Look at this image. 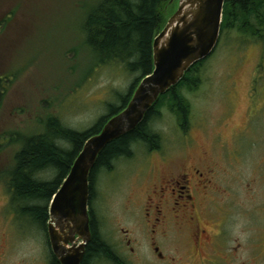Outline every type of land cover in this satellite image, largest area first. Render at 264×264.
I'll list each match as a JSON object with an SVG mask.
<instances>
[{
  "label": "rangeland",
  "instance_id": "374dc122",
  "mask_svg": "<svg viewBox=\"0 0 264 264\" xmlns=\"http://www.w3.org/2000/svg\"><path fill=\"white\" fill-rule=\"evenodd\" d=\"M98 2L0 0V27L8 19L0 28V78L11 79L0 103V138L9 141L0 153V174L13 166L21 146L11 139L41 133L50 115L85 131L108 114L110 105H119L118 95L127 93L139 77L120 64L98 66L84 44V17ZM179 4L170 1L167 21ZM238 36L221 35L201 68V85L192 93L184 91L192 106L189 126L164 109L155 127L165 149L176 144L180 156L188 153L189 144L188 157L218 164L223 241L230 251L237 249L231 260L264 264V42ZM153 159L137 149L135 159L120 160L113 172L102 171L96 179L90 210L111 246L124 249L123 230L133 237L145 234L142 204ZM42 177L50 180L52 173ZM4 182L0 180V264H50L48 231L15 213ZM202 218L207 220V212ZM193 249L177 235L167 251L187 259ZM143 255L149 260L147 248Z\"/></svg>",
  "mask_w": 264,
  "mask_h": 264
},
{
  "label": "trees",
  "instance_id": "16d2710c",
  "mask_svg": "<svg viewBox=\"0 0 264 264\" xmlns=\"http://www.w3.org/2000/svg\"><path fill=\"white\" fill-rule=\"evenodd\" d=\"M170 1L99 0L86 14L81 35L84 44L95 55L98 66L120 64L127 73L138 74L139 77L127 93L118 95L119 105H110L108 114L85 131L73 130L57 116L50 115L43 121L41 133L10 140L19 142L21 146L15 154L13 166L0 174V180L6 182L15 213L20 218L47 230L48 205L67 178L85 143L128 106L140 82L153 71V42L168 22L165 13ZM7 21L4 20L0 28L5 27ZM226 32L236 33L239 38L264 42V0H226L221 35ZM207 60L192 66L176 87L159 98L134 131L109 144L99 155L90 176V206L96 179L102 171L113 172L120 160L135 159L137 149L151 153L163 144L164 137L155 127L162 110L172 113L182 126H189L192 106L184 91L192 93L199 88L202 83L199 74ZM10 81L9 77L0 78V103ZM1 139L0 153L9 143ZM48 172L52 173V178L43 179L42 174ZM91 234L82 264H90L94 257L116 260L108 254L113 246L104 240L93 210ZM50 264H60L53 254Z\"/></svg>",
  "mask_w": 264,
  "mask_h": 264
},
{
  "label": "water",
  "instance_id": "95a60500",
  "mask_svg": "<svg viewBox=\"0 0 264 264\" xmlns=\"http://www.w3.org/2000/svg\"><path fill=\"white\" fill-rule=\"evenodd\" d=\"M225 3L180 0L178 10L154 39L153 71L140 82L128 106L85 143L49 206V241L60 264H82L91 241L90 176L99 155L134 131L162 95L213 53L220 39Z\"/></svg>",
  "mask_w": 264,
  "mask_h": 264
},
{
  "label": "flooded vegetation",
  "instance_id": "af4514ba",
  "mask_svg": "<svg viewBox=\"0 0 264 264\" xmlns=\"http://www.w3.org/2000/svg\"><path fill=\"white\" fill-rule=\"evenodd\" d=\"M175 145L165 149L161 144L151 152L152 175L145 181L146 198L142 204L145 234L133 237L123 230L124 249L112 245L113 250L108 253L116 260L94 257L90 264H221L222 260L233 264L231 259L237 249L230 251L223 241L226 223L221 218L218 198V164L207 157H188L189 144L188 153L182 151L178 156ZM205 212L206 221L202 218ZM177 235L181 242H190L194 248L187 259L186 255L172 256L173 252L167 251ZM144 248L149 251V260L143 255Z\"/></svg>",
  "mask_w": 264,
  "mask_h": 264
}]
</instances>
